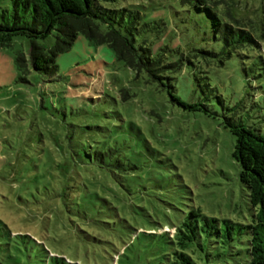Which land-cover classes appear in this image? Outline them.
Listing matches in <instances>:
<instances>
[{
	"label": "rangeland",
	"instance_id": "obj_1",
	"mask_svg": "<svg viewBox=\"0 0 264 264\" xmlns=\"http://www.w3.org/2000/svg\"><path fill=\"white\" fill-rule=\"evenodd\" d=\"M220 2L222 6L237 5V11L242 8V14L252 15V6H245V0ZM106 5L133 8L152 19H164L170 24L172 37L178 36L175 42L188 40L183 31L185 25L192 24L191 12L187 8L182 11L185 8L176 0H117ZM198 30L204 31L205 26ZM44 43L53 46L55 38L51 36ZM30 49V41L24 37L15 38L8 48L0 47L1 237L6 238L9 230L39 239L53 252L81 264L112 263V252L95 258L92 247L86 249L79 239L81 230L104 235L92 230L74 210L65 212L61 200L55 202L56 190L48 185L51 175L53 183L58 180L57 165L65 158L62 144L66 145L69 136L75 141L82 135V123L109 129V137L118 138L128 153L136 148L141 167L135 184L140 187L132 201L146 208L149 220L171 225L199 212L200 217L251 223L254 211L240 180L241 167L233 158L235 137L224 127V113L233 112L264 136L261 61L258 65L254 58L235 56L225 65H198L216 94L202 92L191 68L177 75V96L189 105L208 104L215 112L208 114L182 108L166 89L146 83L142 76L137 78L116 61L112 49L96 47L84 36L59 56L56 81L30 69L29 83H20L16 55L22 52L29 60ZM126 88L132 95H125L127 100L123 101L120 90ZM99 93L106 98L98 100ZM88 113L92 119L87 122ZM89 132L95 136L97 131ZM132 141L134 147L127 148ZM73 171L69 170L74 176ZM87 176L96 179L94 174ZM86 255L90 261L84 259Z\"/></svg>",
	"mask_w": 264,
	"mask_h": 264
},
{
	"label": "trees",
	"instance_id": "obj_2",
	"mask_svg": "<svg viewBox=\"0 0 264 264\" xmlns=\"http://www.w3.org/2000/svg\"><path fill=\"white\" fill-rule=\"evenodd\" d=\"M116 2L0 0V47H10L17 37L27 38L31 45L29 60L22 52L16 55L19 82L29 83L30 69L56 81L59 56L84 36L96 47L112 49L116 61L137 78L142 76L146 83L166 89L182 108L214 114L208 104L189 105L177 96V75L191 68L202 92L216 94L198 65H225L235 56L254 58L256 64L261 61L264 65V0H245V6H252L250 16L242 14V8L237 11V5L222 6L220 0H176L185 8L182 11L187 8L191 12L193 25H185L183 33L188 40L184 44L175 42L178 36L172 37L170 24L164 19H152L133 8L106 5ZM204 26L205 30L198 32ZM176 31L179 35L178 25ZM51 36L55 44L47 46L44 42ZM120 93L123 101L132 95L128 88ZM99 97L105 99L106 95ZM218 99L224 102L222 97ZM232 110L230 107L229 112ZM91 119L88 113L86 121ZM82 124V135L75 141L69 136L66 145L62 144L65 158L57 165L58 180L53 183L51 175L48 185L56 190L55 202L60 199L65 212L74 210L92 230L105 236L81 230L79 239L86 249L92 247L95 258L112 252L109 264H264V136L256 127L233 112L224 113V127L235 137L233 158L241 167L240 180L254 211L251 223L200 217L199 212H193L168 225L149 220L146 208L132 201L140 187L135 184L141 167L136 148L128 153L118 138L109 137V129ZM92 129L97 131L95 136L89 132ZM131 143L127 148L134 147V141ZM72 168L74 176L69 172ZM7 232L6 238L0 236V264H81L53 252L39 239ZM84 259L90 261L87 255Z\"/></svg>",
	"mask_w": 264,
	"mask_h": 264
}]
</instances>
